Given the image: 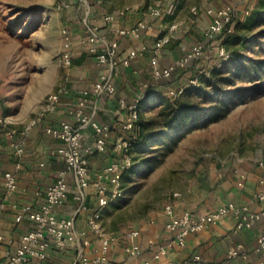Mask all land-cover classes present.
Listing matches in <instances>:
<instances>
[{
    "label": "crops",
    "instance_id": "0c3cea01",
    "mask_svg": "<svg viewBox=\"0 0 264 264\" xmlns=\"http://www.w3.org/2000/svg\"><path fill=\"white\" fill-rule=\"evenodd\" d=\"M174 12V11H173ZM172 13H166L163 18L156 19L143 9H133L125 13L119 12L112 23L104 21L102 14L93 24L99 28V33L105 35L108 41L119 40L116 64L113 68L100 64L95 56L91 55L85 43L74 53V58L80 60L68 67L64 85L66 92L55 111H52L44 120L27 129V124L15 125L6 121L0 125V201L5 208L0 217V235L4 237L0 243V259L4 258L6 250L13 252L20 244L25 233L34 228V222L24 217L18 222L16 217L22 214L25 206L37 208L46 198V191L57 180L60 171L66 169L65 162L57 155L61 140L52 137L46 132L47 126H57L62 120L80 125L76 113L78 104L84 97L83 92L88 90L86 96L85 112L100 124L111 126V137L108 150L105 153L94 152L90 155L91 185L87 189L88 212H77V202L73 199L74 180L68 173L70 183L69 197L66 203L56 207L58 216L74 220L75 238L65 248H60L51 241L44 260L33 259L26 264H62L75 262L82 254L94 258L100 249L99 234L88 228V218L97 207L96 182L98 172L120 159L122 153L114 149L116 137L125 136L137 139L139 128L124 132L123 124L126 122L127 112L119 105L120 99L134 100L142 95L140 115L145 118L147 105L163 101L171 89L179 88L189 83V77H194L199 67L198 60L186 67L178 66L170 79L155 81L152 71L155 66L168 67L178 65L188 49L197 43L192 39L191 26L185 31H176L168 43L156 56L153 45L162 31L164 24L172 23L165 18ZM101 15V16H99ZM141 20L152 24V28L140 39L120 36L118 30L131 27ZM175 22V21H174ZM173 22V23H174ZM86 30L82 37L85 38ZM85 40V39H84ZM131 51L137 55L129 58ZM129 60V63H125ZM104 75L112 78L117 92L109 94L103 92L98 95L94 86ZM149 83L150 88L144 90L142 85ZM82 146L84 149L93 148L96 141V132L91 125L82 128ZM24 140V150L19 153L15 144ZM132 152H130L131 156ZM13 172L18 180L17 189L8 193L4 186V174ZM264 192V169L259 167L257 161L250 160H204L196 167L195 182L184 190L179 196L170 195L161 205L152 208L148 213L136 220L126 219L107 227L103 216L112 208L115 201L100 210L99 223L106 232L114 233L118 240L111 244L109 259L98 264H142L153 260L161 246L167 249L166 254L154 260V264H171L184 262L193 255L201 256V264H264V249L257 250L258 239L264 233V201L259 200L258 194ZM176 193V192H175ZM233 202L236 205H247L252 212L260 217L252 222V227L237 229L234 217L224 218L217 223L209 224L204 230L191 234L186 238L184 246L178 243L175 232L165 228L168 217L164 206L173 203L176 214L189 213L194 219L211 212L220 205ZM139 231V235H129L132 231ZM138 244L143 249L140 257H132L125 252L126 244ZM242 244V254L229 258V251ZM245 255V256H244ZM95 264V263H90Z\"/></svg>",
    "mask_w": 264,
    "mask_h": 264
},
{
    "label": "rangeland",
    "instance_id": "374dc122",
    "mask_svg": "<svg viewBox=\"0 0 264 264\" xmlns=\"http://www.w3.org/2000/svg\"><path fill=\"white\" fill-rule=\"evenodd\" d=\"M259 0H0V118L19 126L41 114L47 97L64 84L70 68L62 31L73 34L72 52L83 44L85 23L97 14L159 5L174 8L165 19L191 26L192 39L205 43L198 60L208 72L197 87L184 83L176 99L171 89L163 101L147 105L149 135L134 148L133 165L124 179L123 195L103 216L107 227L139 219L175 192L195 182L204 160H250L264 156V9ZM221 7L234 21L250 20L228 43V57L203 33ZM196 8V13L192 10ZM101 16V15H99ZM249 22V21H248ZM245 24V23H244ZM217 67L218 71L210 75ZM192 78L189 77V80ZM189 108V109H188ZM188 109V110H187ZM193 109V110H191Z\"/></svg>",
    "mask_w": 264,
    "mask_h": 264
},
{
    "label": "built area",
    "instance_id": "2783aa9c",
    "mask_svg": "<svg viewBox=\"0 0 264 264\" xmlns=\"http://www.w3.org/2000/svg\"><path fill=\"white\" fill-rule=\"evenodd\" d=\"M173 7L164 10L159 5H150L147 7L146 12L155 17L161 19L166 13H172ZM130 11L128 8L122 13ZM196 13V8L192 10ZM115 16L112 14H106L104 21L112 23ZM234 25L233 13L229 7H221L216 10L213 20L208 27L204 30L203 38L204 42L218 43V53L222 59L228 57V52L222 43H219L217 38L221 34L232 33ZM152 28V24L146 20H141L137 24L118 30L120 36H129L135 39H140L146 32ZM160 31L156 42L153 45V52L155 56L161 52V50L170 43L173 34L179 29V23L172 22L164 24ZM85 40L83 43L87 46L88 52L95 56L96 60L100 64L108 65L113 68L116 64V58L118 54L119 40L115 39L108 41L105 35L99 33V28L93 24L85 23ZM64 40L67 44V50L62 56L64 65L67 67L72 66L74 54L72 52L73 34L69 27H65L62 31ZM205 43L197 42L192 45L185 53L178 65H170L168 67L155 66L152 71V77L155 81H163L170 79L178 66L186 67L191 62L201 60L204 57L206 47ZM136 51H131L129 58L136 56ZM125 63H129L126 60ZM208 70L205 68H199L194 77L189 80V84L193 87H197L201 84V77L206 75ZM144 90L150 88V84L144 83L142 85ZM186 87H179L174 94L178 97L185 91ZM66 87L61 84L54 93L50 94L46 101L41 114L36 115L27 124V129H31L33 126L45 119L52 111H55L61 102L63 94L66 92ZM94 92L101 95L103 92L109 94H115L117 92L112 78L108 75H104L102 79L94 86ZM89 91L83 92L84 97L78 104V110L76 116L81 123L76 125L69 123V121L62 120L57 126H47L46 132L54 138L61 140V144L57 149V155L60 156L66 164V169L59 172L57 180L46 191L45 200L37 207L25 206L22 214L16 217L18 222L22 221L24 217H28L34 222V228L24 234L19 246L11 252L6 250L4 258L0 259V264H26L33 259L44 260L47 257V249L51 245L49 238L54 239L56 245L60 248H65L75 238V223L73 219L58 216L55 212V208L62 206L66 203L70 192V183L68 179V173H71L74 180V195L73 199L77 202V212H88L89 205L87 202V189L91 185L90 176V155L94 152L105 153L108 150L111 126L109 124H100L91 116L86 114L85 107L87 104L86 96ZM142 95H138L134 100L127 101L120 99L119 105L122 110L127 112L126 122L123 124L122 129L124 132H130L134 130L136 121L139 118L140 106ZM6 125V121L0 118V125ZM86 125H91L96 132V141L93 148L84 149L82 146V128ZM134 138L121 134L116 137L114 142V149L122 153L120 159H116L113 162L106 165L102 171L98 172V181L96 182V194H97V207L88 218V228L99 234L100 249L98 254L94 258H90L87 255L82 254L79 260L75 262H64L62 264H90L107 262L109 259V253L111 244L118 240V236L114 233L106 232L99 223L100 210L109 205L111 202L116 201L123 195L124 184L123 174L126 169L133 165V158L130 154ZM24 140H21L15 144V147L19 153L24 150ZM259 167L264 169V156L257 160ZM18 180L16 175L7 171L4 174V186L8 193H11L17 189ZM180 193H174V196H179ZM259 200L264 201V192H261L256 196ZM6 205L0 201V217L4 211ZM164 212L168 217V221L165 224V228L169 232H175L176 239L180 246H184L186 238L191 234L199 233L204 230L209 224L217 223L218 221L227 218L234 217L236 219V228L243 229L252 227V222L260 217L259 214L252 212L247 205H236L233 202L220 205L216 209L208 212L198 219H194L189 213L176 214L173 203H167L164 206ZM131 236L139 235V231L130 232ZM4 237L0 235V243H3ZM243 246L239 244L229 251V258H235L242 254ZM264 249V233L258 239L257 250ZM125 252L132 257H140L143 254V249L138 244H126ZM167 249L165 246H161L159 251L155 254L153 260L144 261L142 264H154V260L160 258L161 255L166 254ZM245 256V255H244ZM171 264H201V256L196 254L191 259L184 262H172Z\"/></svg>",
    "mask_w": 264,
    "mask_h": 264
},
{
    "label": "trees",
    "instance_id": "16d2710c",
    "mask_svg": "<svg viewBox=\"0 0 264 264\" xmlns=\"http://www.w3.org/2000/svg\"><path fill=\"white\" fill-rule=\"evenodd\" d=\"M263 9H264V0H259V2L257 4V8H256V13L258 12L260 14L262 12L261 10H263ZM248 21L247 22L246 21L243 22L242 20H239V19L235 20L234 21V25H233V32L232 33H225V34L219 35L218 38H217L218 42L219 43H222L225 46L226 50L228 51V49H227V43L235 35H237L238 33H240L239 32V30H240L239 28H241V26L248 25L250 23V20H248ZM241 35L243 36V33H240L239 34V36H241ZM79 62H80V60L78 58L77 59L76 58H73V63H79ZM217 71H218V69H217V67H215L214 69H212L210 71V75L212 76V74L215 73V72H217ZM204 78H205V75L203 77H201V82L204 81ZM184 92H186V90ZM181 95H179L178 97H176V99H179V97ZM191 110H193V109H191ZM149 123L150 122L148 120H145V119H143L141 117L140 112H139V118L136 121V125H135V126H138V128H139V136H138L137 139H134L133 140V143H132L130 152L133 151L134 148H136L138 145H140L142 142H144V140H146L148 138L149 135L146 133V129H147L148 126H150ZM132 158H133V156H132ZM131 167L125 170V172L123 174V183H124V179L126 178V176H128L127 173L130 171Z\"/></svg>",
    "mask_w": 264,
    "mask_h": 264
}]
</instances>
